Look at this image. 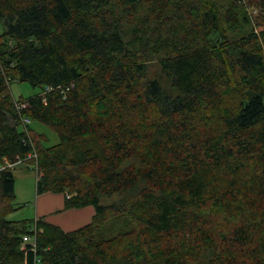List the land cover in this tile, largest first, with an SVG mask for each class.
I'll list each match as a JSON object with an SVG mask.
<instances>
[{
	"label": "trees",
	"instance_id": "trees-1",
	"mask_svg": "<svg viewBox=\"0 0 264 264\" xmlns=\"http://www.w3.org/2000/svg\"><path fill=\"white\" fill-rule=\"evenodd\" d=\"M0 25V264H264V0H0ZM12 81L42 92L17 111ZM24 160L91 222L8 220Z\"/></svg>",
	"mask_w": 264,
	"mask_h": 264
},
{
	"label": "rangeland",
	"instance_id": "rangeland-1",
	"mask_svg": "<svg viewBox=\"0 0 264 264\" xmlns=\"http://www.w3.org/2000/svg\"><path fill=\"white\" fill-rule=\"evenodd\" d=\"M1 32L2 27L0 25V33ZM147 63L152 68V71L157 69V58H151ZM41 92V89L32 88L26 82L12 81L9 84V93L14 101L27 100L32 96L39 95ZM28 128L43 135L46 139L44 144L47 147L54 146L59 142L56 133L38 122L30 120ZM1 169L2 165L0 164V170ZM13 175L15 195L13 205L15 209L9 212L6 218L10 221H32L34 220V205L37 198L35 192L36 174L33 163L24 160L13 168ZM113 201L114 198L105 199L103 203L107 204Z\"/></svg>",
	"mask_w": 264,
	"mask_h": 264
},
{
	"label": "crops",
	"instance_id": "crops-1",
	"mask_svg": "<svg viewBox=\"0 0 264 264\" xmlns=\"http://www.w3.org/2000/svg\"><path fill=\"white\" fill-rule=\"evenodd\" d=\"M63 194L44 193L38 195L34 205V219L59 227L64 232L76 230L91 222L94 209L91 206L81 209L64 208Z\"/></svg>",
	"mask_w": 264,
	"mask_h": 264
},
{
	"label": "built area",
	"instance_id": "built-area-1",
	"mask_svg": "<svg viewBox=\"0 0 264 264\" xmlns=\"http://www.w3.org/2000/svg\"><path fill=\"white\" fill-rule=\"evenodd\" d=\"M14 105L17 111H21L22 109H25L27 107V103L25 100H19V101H14ZM30 124V120L27 117H22L21 118V128L26 129ZM19 164V163H18ZM6 167L13 168L16 165H8L5 163ZM22 242L23 243H31L33 247H35V237L34 235H24L22 237Z\"/></svg>",
	"mask_w": 264,
	"mask_h": 264
}]
</instances>
